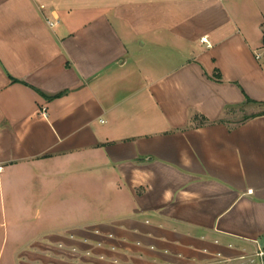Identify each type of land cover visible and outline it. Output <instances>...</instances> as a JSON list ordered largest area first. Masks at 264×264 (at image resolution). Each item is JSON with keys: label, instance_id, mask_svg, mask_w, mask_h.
<instances>
[{"label": "crops", "instance_id": "crops-1", "mask_svg": "<svg viewBox=\"0 0 264 264\" xmlns=\"http://www.w3.org/2000/svg\"><path fill=\"white\" fill-rule=\"evenodd\" d=\"M0 264H264V0H0Z\"/></svg>", "mask_w": 264, "mask_h": 264}, {"label": "rangeland", "instance_id": "rangeland-1", "mask_svg": "<svg viewBox=\"0 0 264 264\" xmlns=\"http://www.w3.org/2000/svg\"><path fill=\"white\" fill-rule=\"evenodd\" d=\"M253 111H255V109L253 110V109L248 108V107H244L243 109L240 108V110H236L235 112H232L231 114H228V116H230V117H228V119L231 122H236L238 120L241 121L242 119L247 117L250 112H253Z\"/></svg>", "mask_w": 264, "mask_h": 264}, {"label": "built area", "instance_id": "built-area-1", "mask_svg": "<svg viewBox=\"0 0 264 264\" xmlns=\"http://www.w3.org/2000/svg\"><path fill=\"white\" fill-rule=\"evenodd\" d=\"M50 27H52L55 23L47 22Z\"/></svg>", "mask_w": 264, "mask_h": 264}]
</instances>
